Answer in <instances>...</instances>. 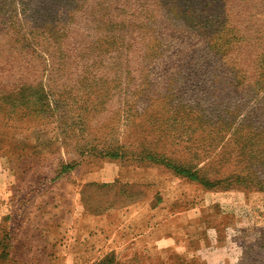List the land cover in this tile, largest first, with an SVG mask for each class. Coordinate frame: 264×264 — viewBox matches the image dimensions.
<instances>
[{
	"label": "rangeland",
	"instance_id": "1",
	"mask_svg": "<svg viewBox=\"0 0 264 264\" xmlns=\"http://www.w3.org/2000/svg\"><path fill=\"white\" fill-rule=\"evenodd\" d=\"M175 176L215 229L88 264H264V0H0V264H74L44 192L91 180L100 211Z\"/></svg>",
	"mask_w": 264,
	"mask_h": 264
},
{
	"label": "crops",
	"instance_id": "2",
	"mask_svg": "<svg viewBox=\"0 0 264 264\" xmlns=\"http://www.w3.org/2000/svg\"><path fill=\"white\" fill-rule=\"evenodd\" d=\"M116 177L115 171H112L106 179L102 177L99 182L94 183L101 186L113 185L111 183ZM173 180L177 182L172 184L173 198L167 196L162 188L144 178L139 182H132L140 187L139 195L121 206L109 203L100 211H93L89 205L87 187L92 183L91 180L85 181L82 187H76L71 183L63 185L61 191L56 189L44 192L43 197L51 198V201L44 204L41 200L39 205L42 208L57 210L62 218L69 213L71 217L70 228L64 231V236L48 242L49 258L59 261L60 253L63 252L69 259L72 258L71 262L74 264H88L97 263L103 255L121 245L128 249L134 248L136 252L141 241L154 238L171 239L172 236L155 235L165 231L173 221L184 218L188 219V224L182 225L180 232H177L178 235L175 236L177 243H179L178 237L181 236L183 241L187 242L198 240L201 225L209 231L211 228L215 229L213 223L200 224L198 208L193 202L185 203L182 208H174L175 205L183 203L187 196H194L195 186L192 182L185 183L184 179L177 176L173 177ZM64 209H69L70 212L64 213ZM189 232L194 233L189 234ZM211 238L215 239L214 236ZM212 244L213 241H210L206 246L211 247ZM154 245L156 246L157 243Z\"/></svg>",
	"mask_w": 264,
	"mask_h": 264
}]
</instances>
